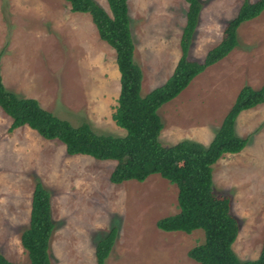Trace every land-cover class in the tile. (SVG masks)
<instances>
[{
    "label": "rangeland",
    "instance_id": "1",
    "mask_svg": "<svg viewBox=\"0 0 264 264\" xmlns=\"http://www.w3.org/2000/svg\"><path fill=\"white\" fill-rule=\"evenodd\" d=\"M94 1L109 13L106 0ZM244 1L200 0L190 60L201 61L220 42ZM127 4L134 61L142 71L141 95H146L166 81L180 57L187 4ZM236 41L223 59L158 109L163 146L185 139L208 145L240 89L264 83V11L237 28ZM0 73L8 91L36 99L73 126L124 135L112 120L119 92L115 53L99 38L91 17L72 12L67 2L0 0ZM10 123L0 109V254L6 259L29 264L20 235L39 181L50 194L51 264H95V246L112 228L117 236L105 264H198L187 252L203 243L201 230L163 232L155 225L178 212L175 185L159 175L111 184L113 161L68 155L62 143L45 140L26 126L9 132ZM234 129L247 144L212 166V188L229 198L238 221L233 251L241 260H253L264 236V103L243 111Z\"/></svg>",
    "mask_w": 264,
    "mask_h": 264
},
{
    "label": "trees",
    "instance_id": "2",
    "mask_svg": "<svg viewBox=\"0 0 264 264\" xmlns=\"http://www.w3.org/2000/svg\"><path fill=\"white\" fill-rule=\"evenodd\" d=\"M63 1L72 12L88 14L99 38L115 53L119 92L112 120L124 135L96 134L87 124L73 126L43 109L36 99L8 91L0 73V109L11 120L8 131L26 126L45 140L62 143L68 155L113 161L115 165L109 175L111 184L130 180L143 182L150 175H159L177 187L178 212L159 219L155 225L163 232L190 234L201 230L204 241L188 250L191 260L198 264H264V236L255 259L237 257L232 244L239 232L238 221L230 212L229 198L217 196L212 188V166L225 154L241 152L247 144L246 138L236 135L235 122L243 111L264 103V83L257 89L250 86L240 89L208 145L185 139L163 146L158 139L163 129L158 109L236 47L237 28L264 11V0H245L226 23L220 42L201 61L190 60L188 54L202 5L200 0H184L187 11L179 39L180 57L166 81L146 95H141L142 71L134 61L128 0H106L109 13L94 0ZM53 230L50 194L37 181L31 195L28 225L20 235L29 264H51L48 246ZM116 236V229L112 228L97 242L95 264H105ZM0 264L16 263L0 254Z\"/></svg>",
    "mask_w": 264,
    "mask_h": 264
}]
</instances>
